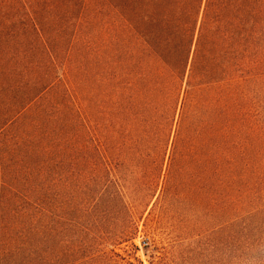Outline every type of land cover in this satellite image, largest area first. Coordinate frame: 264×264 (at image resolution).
Returning <instances> with one entry per match:
<instances>
[{
    "label": "trees",
    "instance_id": "trees-1",
    "mask_svg": "<svg viewBox=\"0 0 264 264\" xmlns=\"http://www.w3.org/2000/svg\"><path fill=\"white\" fill-rule=\"evenodd\" d=\"M146 213L264 264V0H0V264H142Z\"/></svg>",
    "mask_w": 264,
    "mask_h": 264
},
{
    "label": "rangeland",
    "instance_id": "rangeland-1",
    "mask_svg": "<svg viewBox=\"0 0 264 264\" xmlns=\"http://www.w3.org/2000/svg\"><path fill=\"white\" fill-rule=\"evenodd\" d=\"M7 97V96H6ZM151 207V206H150ZM147 213L141 219L140 225H139V230L137 232L136 238L133 241V244L136 248V256L142 264H149V256L154 250V247L158 245L159 247L166 246L168 243L172 242V240L175 239V236H180L182 235L183 238H187L191 235L189 234H180L176 233L175 235L171 236H154L155 238L152 237V235H149L145 232L144 229V224H145V217ZM151 223V222H150ZM174 237V238H173ZM146 242V245H143V242ZM205 242L201 243V253H203L204 256H211L215 259V264H230V251H229V245L228 243H222L220 240V235L215 234L212 236L210 239L209 244H205ZM192 246V245H190ZM194 246V245H193ZM192 246V247H193Z\"/></svg>",
    "mask_w": 264,
    "mask_h": 264
},
{
    "label": "built area",
    "instance_id": "built-area-1",
    "mask_svg": "<svg viewBox=\"0 0 264 264\" xmlns=\"http://www.w3.org/2000/svg\"><path fill=\"white\" fill-rule=\"evenodd\" d=\"M142 244H143V245H146V242L144 241Z\"/></svg>",
    "mask_w": 264,
    "mask_h": 264
}]
</instances>
